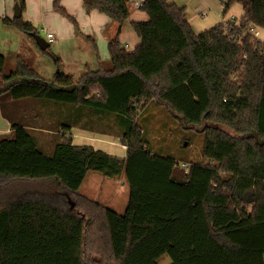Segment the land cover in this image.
I'll use <instances>...</instances> for the list:
<instances>
[{
    "label": "trees",
    "instance_id": "trees-1",
    "mask_svg": "<svg viewBox=\"0 0 264 264\" xmlns=\"http://www.w3.org/2000/svg\"><path fill=\"white\" fill-rule=\"evenodd\" d=\"M168 1L144 0L149 19L132 22L141 43L129 51L119 39L128 0H83L118 30L108 43L111 68L79 79H44L22 56L4 73L0 54V109L13 133L0 135V193L14 182L46 183L0 207V264H92L94 253L112 264H159L165 255L171 264H264V43L252 31L264 29V0H223L225 12L242 5L240 23L200 33ZM3 23L38 33L22 16ZM37 101L59 108L50 151L29 121L40 117ZM152 101L183 128H200L203 162L180 165L150 152L136 118ZM84 110L118 119L124 158L74 144V127L97 132ZM90 171L125 177L123 214L80 194Z\"/></svg>",
    "mask_w": 264,
    "mask_h": 264
},
{
    "label": "rangeland",
    "instance_id": "rangeland-1",
    "mask_svg": "<svg viewBox=\"0 0 264 264\" xmlns=\"http://www.w3.org/2000/svg\"><path fill=\"white\" fill-rule=\"evenodd\" d=\"M134 8L135 6L129 3V9L132 10ZM51 11L52 13H47L48 16L46 19L44 17L41 23L32 24L36 27L38 34L45 40L46 31L52 30L51 32L56 36L57 42L51 43L47 52L41 50L37 51V49L34 52L32 50L30 52L24 49L21 53L25 55L29 64L31 63L30 65L34 66L35 70L44 78L51 80L56 73L62 72L72 75L75 79H79L81 75L91 71L89 68L85 70V63H89L91 60L87 59L84 45L78 43L79 41L77 36L75 38V35L82 37V39H84L83 41H86L88 45H92L89 37L95 34L98 39L105 40L104 32L96 30L93 31L95 33L92 34L90 28L84 25L80 17L73 14L75 18L80 21L79 23L83 24L81 25L82 27L78 29L65 14L56 10ZM15 30L20 31L17 27H15ZM1 37L5 43L0 44V52L3 50V54L6 56L4 72L8 73V71L14 69L17 61V57L13 55L10 56L9 52H16L22 42L17 39L15 34L1 35ZM31 40L37 45L33 39ZM121 43L125 46L123 41ZM102 44H104V42H102ZM93 45L95 46V44ZM99 47L101 48V45H99ZM56 58H59V62H57ZM98 66L100 65L97 64V67ZM101 66L103 69H109V66L111 68L108 62L102 63ZM92 90L95 92L97 89L93 87ZM25 104L27 106V102ZM34 111L36 114L40 115V117L38 116L35 120L29 118L30 124L32 123L37 127L36 136L40 146L44 150L50 151V148L54 146V142L58 140V133H60L56 131L60 128L59 125H57L56 118L59 108L57 105L50 102L37 101ZM83 113L88 117V121H91L90 126L94 127V130L97 132L74 127L72 130V132L74 131V135L72 136H74L75 142L91 144L95 148L107 152H113L111 141L117 144H123V130L119 126L117 118L109 115H102V117L96 116L87 110H84ZM44 114H47V116L41 117V115L43 116ZM48 114H53L54 116H49ZM136 123L151 153L173 158L180 165L190 166L192 163L203 162L204 158L202 153L205 136L198 131L200 128H183L180 121L170 115L166 108L159 105L156 101H152L146 107L139 109ZM44 128L51 129L53 134L46 136L43 130L49 129ZM186 143L187 145H185ZM119 146L120 145H117V147ZM182 169H184V171L187 170L185 167H182ZM45 185L46 183L42 181L11 183L7 188L3 189L2 194L0 193V207L11 196L16 197L26 192L38 191L44 189ZM82 185L81 195L89 199L94 198V201L120 214L124 213L129 197V185L123 175L119 177H108L99 172L90 171ZM91 261L93 262L92 264H112L111 261L108 262L105 259L103 254L97 255L94 253ZM158 263L171 264V259L169 256L165 255L160 258Z\"/></svg>",
    "mask_w": 264,
    "mask_h": 264
},
{
    "label": "crops",
    "instance_id": "crops-1",
    "mask_svg": "<svg viewBox=\"0 0 264 264\" xmlns=\"http://www.w3.org/2000/svg\"><path fill=\"white\" fill-rule=\"evenodd\" d=\"M24 2V9H22V16L25 20L29 21L30 23H41L44 20V17L48 16L47 13H52L51 10H55L54 4L57 2L60 6L64 7L66 11L75 18L73 14H76L80 17L81 21L84 23V25L87 28H90V31L93 33V31L101 30L104 32L105 40L98 39L95 34H93L91 37L94 41H91L92 45L86 42H84L82 37H79L78 35H75V38L77 36L78 43L81 45H84V49L87 53V59L91 60L89 63H85L86 67L89 68L92 71L98 70L100 67H102V63H110V55L108 53V43L110 40H112L118 30V26L115 22H113L108 16H106L103 13H100L96 10L87 12L83 5V0H22ZM21 0H0V44L5 43V41L2 39L1 35H8V34H15L17 36V39L21 41V46L16 52H9L10 56H23L26 60L24 54L21 52L25 49L27 51L31 50L34 52L36 49L41 50L39 46L35 45L29 35L15 30L14 26H7L3 23L4 17H9L10 19L16 18L15 17V6L17 4H21ZM170 4H174L178 7H183L186 11V18L189 24L192 26L195 33H200L205 30H208L216 25H219L221 23H233V24H239L241 21V18L244 15V9L242 5L238 3H234L227 12H225V7L223 0H169ZM21 7V6H20ZM130 10V18L129 20L124 24V26L121 29V33L119 35L120 41L124 42L125 48L129 51H133L140 43L141 39L136 34L135 30L132 27L133 21H139V22H146L149 19V16L146 12H144L141 9H129ZM79 27L81 28L83 24H80L77 18H75ZM85 21V22H84ZM52 31V30H51ZM51 31H46V40L47 33H52ZM254 34L257 39L262 41L264 43V29L262 28H255ZM55 41L53 43L57 42L56 36ZM101 42V43H100ZM104 42V44H102ZM52 43V44H53ZM51 43H49L50 46ZM95 44V46L93 45ZM122 44V43H121ZM101 45V48L99 47ZM123 45V44H122ZM48 46V47H49ZM106 47V48H105ZM44 51V50H41ZM3 50H1L0 54H2L5 57V65L6 66V56L3 54ZM28 61V60H27ZM29 63V62H28ZM31 64V63H30ZM97 64L100 66L97 67ZM84 65V66H85ZM92 65V66H90ZM32 66V65H31ZM83 66V67H84ZM35 68L34 66H32ZM92 69H91V68ZM110 68V66H109ZM84 70V71H85ZM4 71V69H3ZM9 72V71H8ZM6 73V72H4ZM39 74V73H38ZM40 77H42L39 74ZM44 78V77H42ZM47 79V78H44ZM50 80V79H47ZM35 113L33 112L32 115ZM31 115V116H32ZM47 114L44 115L46 117ZM35 120V119H32ZM35 128L34 130H36ZM44 134L47 136L49 134H53V131L51 130H43ZM71 135H74V131L70 132ZM12 129H11V123L9 120H7L1 112L0 109V135L3 136H12ZM73 142L76 145H85L81 144L79 142H75L74 136ZM111 147L113 152H109L113 155H116L118 157L124 158L126 156L127 152V146H124L122 143L117 144L114 141H111ZM91 145V144H90ZM117 145H120L117 147ZM53 146L50 148L52 150ZM125 178V177H124ZM83 185L81 186V188ZM80 188V192L81 191ZM83 194V193H82ZM95 200L94 198H91Z\"/></svg>",
    "mask_w": 264,
    "mask_h": 264
},
{
    "label": "water",
    "instance_id": "water-1",
    "mask_svg": "<svg viewBox=\"0 0 264 264\" xmlns=\"http://www.w3.org/2000/svg\"><path fill=\"white\" fill-rule=\"evenodd\" d=\"M14 11L16 18H20L22 16V9L19 4L15 6ZM29 35L35 39L37 45L40 47L41 50H45L49 46V42L45 40L43 37H41L38 33L30 32ZM123 145L127 146L124 140H123ZM185 145H187V143ZM71 207H74V203L71 204Z\"/></svg>",
    "mask_w": 264,
    "mask_h": 264
},
{
    "label": "built area",
    "instance_id": "built-area-1",
    "mask_svg": "<svg viewBox=\"0 0 264 264\" xmlns=\"http://www.w3.org/2000/svg\"><path fill=\"white\" fill-rule=\"evenodd\" d=\"M129 3H132L135 8L140 9L141 6L143 5L144 0H128ZM254 32V29H252ZM47 38L49 43H53L55 41V37L53 33H47Z\"/></svg>",
    "mask_w": 264,
    "mask_h": 264
}]
</instances>
